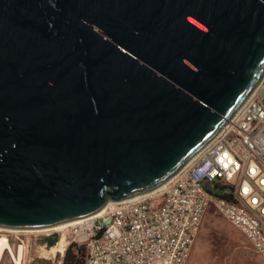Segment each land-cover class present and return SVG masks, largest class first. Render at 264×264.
Here are the masks:
<instances>
[{"label":"water","instance_id":"1","mask_svg":"<svg viewBox=\"0 0 264 264\" xmlns=\"http://www.w3.org/2000/svg\"><path fill=\"white\" fill-rule=\"evenodd\" d=\"M264 67V0H0V229L173 176Z\"/></svg>","mask_w":264,"mask_h":264},{"label":"built area","instance_id":"2","mask_svg":"<svg viewBox=\"0 0 264 264\" xmlns=\"http://www.w3.org/2000/svg\"><path fill=\"white\" fill-rule=\"evenodd\" d=\"M208 207L264 263V67L223 127L158 188L106 202L56 230L7 231L14 249L5 251L13 264L17 248L19 256L22 247L41 255L62 238V251L51 260L56 253L60 262L73 243L83 248L81 264H184ZM43 238H53L52 245L39 243Z\"/></svg>","mask_w":264,"mask_h":264},{"label":"rangeland","instance_id":"3","mask_svg":"<svg viewBox=\"0 0 264 264\" xmlns=\"http://www.w3.org/2000/svg\"><path fill=\"white\" fill-rule=\"evenodd\" d=\"M0 236L6 238L9 248L12 247L14 249V243L10 238L11 235L7 231L0 230ZM20 237L26 239L27 234L22 233ZM63 240L65 241V239ZM67 250L71 252H69V255H73V258L70 259L69 255H65ZM6 251L3 250L0 254V264H11ZM49 255L47 252H42L40 255L33 247H22L19 264H57L59 262L56 253H54L52 260L49 258ZM40 256H45L48 259L41 258ZM82 257L83 248L80 245L77 246L76 244L69 243L62 252L59 264H68L69 260L74 261L75 264H81ZM185 264L264 263L249 250L248 245L245 244L239 233L214 214L212 209L208 207L200 221Z\"/></svg>","mask_w":264,"mask_h":264},{"label":"bare ground","instance_id":"4","mask_svg":"<svg viewBox=\"0 0 264 264\" xmlns=\"http://www.w3.org/2000/svg\"><path fill=\"white\" fill-rule=\"evenodd\" d=\"M158 188V187H157ZM145 194V193H144ZM143 195V194H141ZM140 196V195H138ZM138 196H135L133 198H137ZM98 212V211H97ZM76 220H73V221H70V222H67V223H63V224H60V225H56V226H52V227H49L48 229L49 230H56L58 228H60L61 226H64L66 224H70L72 222H75ZM0 230H5V231H10V230H7V229H0ZM24 232H29V230H26ZM63 243L64 241L62 240V238H60L56 244L54 246H52L48 251V255L49 254H52L53 252L57 251V252H61L62 251V246H63ZM3 250H7L9 252V254H11V250L10 248L8 247L6 241H5V238L3 236H0V254ZM12 261L13 263L15 264H19V249L18 251L16 252V256L12 258Z\"/></svg>","mask_w":264,"mask_h":264},{"label":"trees","instance_id":"5","mask_svg":"<svg viewBox=\"0 0 264 264\" xmlns=\"http://www.w3.org/2000/svg\"><path fill=\"white\" fill-rule=\"evenodd\" d=\"M38 242H39V243L44 242V243L46 244V246L49 247V246L52 245L53 238H52V239H45V238H43V239L38 240ZM69 252H70V251L67 250V251L65 252V255L68 256V255H69ZM70 253H71V252H70ZM69 256H70V259L73 258V255H69ZM68 264H75V262L69 260Z\"/></svg>","mask_w":264,"mask_h":264},{"label":"crops","instance_id":"6","mask_svg":"<svg viewBox=\"0 0 264 264\" xmlns=\"http://www.w3.org/2000/svg\"><path fill=\"white\" fill-rule=\"evenodd\" d=\"M204 213H205V211H204ZM204 213H203V215H204ZM203 215H202V217H203ZM202 219V218H201ZM192 245V244H191ZM191 248V247H190ZM189 252H190V250H189ZM188 255H189V253H188ZM188 257V256H187ZM187 259V258H186ZM186 261V260H185ZM184 264H185V262H184Z\"/></svg>","mask_w":264,"mask_h":264}]
</instances>
